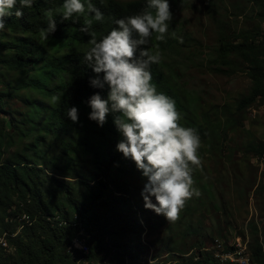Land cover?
Returning <instances> with one entry per match:
<instances>
[{
    "label": "trees",
    "instance_id": "obj_1",
    "mask_svg": "<svg viewBox=\"0 0 264 264\" xmlns=\"http://www.w3.org/2000/svg\"><path fill=\"white\" fill-rule=\"evenodd\" d=\"M255 1L264 9V0ZM92 2L105 17L92 26L98 39L117 27L115 19L137 14L146 5V0ZM170 2L173 19L168 33L162 41L156 39L158 34L152 37L161 55L183 48L173 35L181 29L176 11L187 7V0ZM205 3L209 11L216 7L212 0ZM62 4L63 0H34L31 8L21 9L22 17H5L6 27L0 30V264H132L149 250L142 247V234L149 240L163 229L164 238L149 244L162 245L160 255L174 256L170 264H230L204 246L207 233L212 244L221 238L211 235L199 213L215 198L214 186L202 175L203 161L223 146L228 124L202 119L198 98L164 61L151 66L152 82L175 99L180 123L198 130L202 165L193 173L200 195L186 202L177 220L168 222L147 209L141 195L147 180L118 152L122 137L113 115L103 127L89 119V98L97 92L107 98V88L90 85L95 73L84 59L90 37L79 30L84 15L63 20L62 12L55 11L62 10ZM49 9L54 10L57 30L45 40L39 29L47 27ZM234 38L220 39L213 63L223 72L225 67L238 69L233 56L246 63L253 88L236 103V113L243 114L264 101V40L257 41L251 32ZM53 95L60 97L58 102L52 103ZM15 101L22 105L14 107ZM71 107L78 109L77 123L66 115ZM246 152L262 158L264 144L249 145ZM77 240L85 251L76 246ZM251 252L255 263L264 264L259 239L251 244Z\"/></svg>",
    "mask_w": 264,
    "mask_h": 264
},
{
    "label": "clouds",
    "instance_id": "obj_2",
    "mask_svg": "<svg viewBox=\"0 0 264 264\" xmlns=\"http://www.w3.org/2000/svg\"><path fill=\"white\" fill-rule=\"evenodd\" d=\"M33 2L0 0V30L6 27L5 17H22L21 9L31 8ZM53 11L47 10L48 25L39 29L45 40L57 30ZM55 11L62 12L63 20L73 15L85 17L79 30L90 37L84 56L95 73L90 85L100 90L107 88V98L99 92L89 98V119L103 127L109 114L113 115L122 137L118 152L131 160L147 180L141 193L145 207L174 222L186 202L200 195L193 173L202 165V141L196 128L180 123L182 116L175 99L159 91L152 82L151 66L162 59L152 37L158 34L156 39L162 41L169 31L173 19L170 0H146L141 12L115 19L117 27L99 39L92 26L105 17L92 0H63L62 10ZM59 99L53 95L51 101L56 103ZM66 115L73 123L79 121L76 107L68 108ZM238 242L246 245L245 256L249 264H254L250 242L240 236L230 241L228 237L216 239L212 244L215 257L223 263L240 264L227 258L234 254Z\"/></svg>",
    "mask_w": 264,
    "mask_h": 264
},
{
    "label": "rangeland",
    "instance_id": "obj_3",
    "mask_svg": "<svg viewBox=\"0 0 264 264\" xmlns=\"http://www.w3.org/2000/svg\"><path fill=\"white\" fill-rule=\"evenodd\" d=\"M212 1L216 6L213 11L208 10L206 0H187V7L176 11L175 20L181 32L177 29L173 38L178 39L180 49L183 48L164 50L161 60L169 71H177L180 84L198 98L202 119H211L213 123L222 120L229 126L222 150L218 148L208 153L207 160L203 161L202 175L214 186L215 198L204 212L199 211L200 216H204L205 225L215 238L228 237L230 241L240 236L250 242V247L259 239L264 246V157L246 152L249 145L264 144V101L257 102L243 114L236 113V103L253 88L247 65L233 56L232 59L240 63L238 69L230 71L225 67L223 72L213 63L220 39L232 41L243 32H251L257 41L264 40V19L260 15L264 14V9L255 0ZM21 105L15 101L14 107ZM164 235V229L149 240L142 234V247L149 250H144L132 264H170L168 260L174 256L160 255L162 245L149 244ZM207 235L204 246L212 249L211 236ZM2 246L13 252L9 245ZM245 247L242 244L246 255Z\"/></svg>",
    "mask_w": 264,
    "mask_h": 264
},
{
    "label": "built area",
    "instance_id": "obj_4",
    "mask_svg": "<svg viewBox=\"0 0 264 264\" xmlns=\"http://www.w3.org/2000/svg\"><path fill=\"white\" fill-rule=\"evenodd\" d=\"M75 244L78 248L83 249L84 251L86 250V247L84 246L83 243H81V241L77 240L75 241ZM236 247V251L234 252V254H232L231 256H227V258H231L232 262H238L240 264H249L246 261V257L244 256L243 252H242V243H239L235 246Z\"/></svg>",
    "mask_w": 264,
    "mask_h": 264
},
{
    "label": "bare ground",
    "instance_id": "obj_5",
    "mask_svg": "<svg viewBox=\"0 0 264 264\" xmlns=\"http://www.w3.org/2000/svg\"><path fill=\"white\" fill-rule=\"evenodd\" d=\"M4 245H6V244H4ZM246 248V247H245ZM247 249V248H246ZM243 254H244V256H245V253L243 252ZM246 257V256H245ZM246 261H247V263H249V260H248V258L246 257Z\"/></svg>",
    "mask_w": 264,
    "mask_h": 264
}]
</instances>
